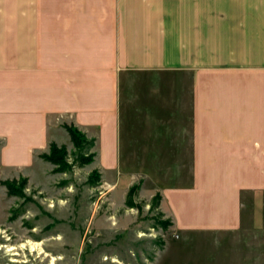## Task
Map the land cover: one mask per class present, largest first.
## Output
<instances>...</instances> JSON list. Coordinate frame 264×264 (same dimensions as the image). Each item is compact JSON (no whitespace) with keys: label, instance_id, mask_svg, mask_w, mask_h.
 Returning <instances> with one entry per match:
<instances>
[{"label":"crops","instance_id":"0c3cea01","mask_svg":"<svg viewBox=\"0 0 264 264\" xmlns=\"http://www.w3.org/2000/svg\"><path fill=\"white\" fill-rule=\"evenodd\" d=\"M64 124L171 228L252 234L264 264V0H0V138L29 165Z\"/></svg>","mask_w":264,"mask_h":264},{"label":"rangeland","instance_id":"374dc122","mask_svg":"<svg viewBox=\"0 0 264 264\" xmlns=\"http://www.w3.org/2000/svg\"><path fill=\"white\" fill-rule=\"evenodd\" d=\"M66 125L73 124H64L69 138L33 151L29 165H21L24 152L14 151L10 128L0 138V264H258L252 234L219 239L163 227L171 217L160 206L152 209L157 200L142 178L134 183L140 184L134 205H127L134 184L119 190L96 163H76L80 152ZM53 142L67 149L72 169L58 171L44 157Z\"/></svg>","mask_w":264,"mask_h":264},{"label":"trees","instance_id":"16d2710c","mask_svg":"<svg viewBox=\"0 0 264 264\" xmlns=\"http://www.w3.org/2000/svg\"><path fill=\"white\" fill-rule=\"evenodd\" d=\"M66 128L71 136L72 142L75 145V148L79 150V155L76 160L80 166H84L86 164H90L94 161L95 153L91 152L92 147L95 144L94 139H89L85 133H83L78 127L73 125H66ZM68 151L67 149L62 146H58L56 143H51L50 152L48 154H44V157L56 165V169L61 172H66L73 168V164L67 160ZM96 173V172H94ZM8 186L13 193H17L18 190L15 187V183H8ZM140 188V184H134L130 187L127 193L126 203L129 206H133L134 203L132 202V194L137 193ZM154 198L157 200L153 203L152 209L158 208L160 206L161 201V194L157 193ZM172 225V220L166 223H163V227H168Z\"/></svg>","mask_w":264,"mask_h":264}]
</instances>
